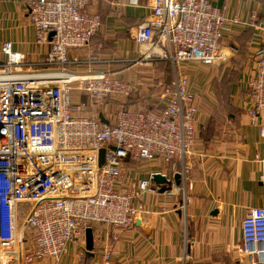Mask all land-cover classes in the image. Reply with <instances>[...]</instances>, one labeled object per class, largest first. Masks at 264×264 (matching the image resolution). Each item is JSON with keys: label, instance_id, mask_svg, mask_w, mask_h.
Listing matches in <instances>:
<instances>
[{"label": "built area", "instance_id": "1", "mask_svg": "<svg viewBox=\"0 0 264 264\" xmlns=\"http://www.w3.org/2000/svg\"><path fill=\"white\" fill-rule=\"evenodd\" d=\"M100 0H29L35 45L45 47L36 63L2 45L0 62V264L58 261L94 225L119 233L134 227L143 213L141 197L155 192L148 177L124 183L128 161L161 160L180 167L185 178L196 145L198 108L189 90L185 66L221 65L223 34L237 17L227 19V0H150V12L134 41L142 54L134 64L164 62L172 71L151 109L120 106L111 121L83 114L73 103V83L92 99L129 97L137 91L112 75L78 81L62 77L70 66L95 65L94 57L69 59L86 47L101 27L89 11ZM257 15H251L253 25ZM246 82L249 123L264 137V24ZM261 181L264 183V158ZM168 179V178H167ZM169 180V179H168ZM241 251L250 264H264V208L249 210L241 222ZM102 264H111L109 254Z\"/></svg>", "mask_w": 264, "mask_h": 264}, {"label": "crops", "instance_id": "2", "mask_svg": "<svg viewBox=\"0 0 264 264\" xmlns=\"http://www.w3.org/2000/svg\"><path fill=\"white\" fill-rule=\"evenodd\" d=\"M222 1L211 0V4L220 7ZM226 4L225 17L241 22L223 34L221 48L229 52V59L221 65L199 67L201 73L192 80L189 77V90L198 108L197 140L185 178L175 186L173 176L179 166L156 160L148 167L135 162L130 168L134 162L128 161L123 168L126 185L159 173L171 181V189L142 195L144 212L132 229L115 233L107 225H94L90 252L84 236L58 261L46 259L41 264H102L106 253L111 264H250L241 251V222L249 210L264 208L263 169L256 161L264 158V137L249 123L246 82L252 76L264 24V0H227ZM149 7L150 0H100L90 6V12L101 16V27L86 47L70 50L68 56L71 60L94 57L97 63L70 66L75 74L65 73V77L70 75L74 82L104 73L133 83L138 75H147L150 67L134 64L142 54L134 37ZM252 14L257 15L254 25ZM5 42L25 54L27 62L36 63L45 55L46 48L34 43L29 0H0V62L5 61L1 52ZM157 64L169 67L164 62ZM135 83L137 91L121 106L153 108L150 83ZM72 101L78 103L73 97Z\"/></svg>", "mask_w": 264, "mask_h": 264}, {"label": "rangeland", "instance_id": "3", "mask_svg": "<svg viewBox=\"0 0 264 264\" xmlns=\"http://www.w3.org/2000/svg\"><path fill=\"white\" fill-rule=\"evenodd\" d=\"M143 66V65H142ZM153 66V67H152ZM150 68L149 66H147L149 68V70H146V74L147 75H138L136 77L135 82L142 80L145 84H149L150 86L149 88L151 89V93H152V97L150 96L149 98L152 99V102H154L155 106L156 104L159 102V93H160V89H161V85L165 84L166 82H170L171 78H172V71L170 66H166L164 64H157L156 65H152ZM188 66H193V67H189ZM188 66H185V72L188 76V78L191 75V80L192 77L196 76L197 74L201 73V69H199V65H194V64H190ZM198 67V68H196ZM70 72H73L72 70L68 69ZM75 74V73H72ZM153 75V76H152ZM153 77V78H152ZM148 80H150V82H148ZM190 81V79H189ZM135 82L131 83V84H136ZM80 83L75 82L73 83V92H72V97L73 100L77 101L78 103H83L85 105L84 107V111L83 114L85 113V116H89L92 119L95 120H100V121H108L111 118H113V115L115 113V111L117 110V108H119V106L122 105L123 102H126V100H129L130 97H132L134 95L131 94L129 97H116V96H111L109 98L103 99V100H96V99H92L90 98L85 91H82L79 89ZM144 96H147L148 93H144ZM137 97V96H135ZM139 100V99H138ZM142 101H144V99H142ZM153 104V103H152ZM126 108V107H125ZM105 112H104V111ZM108 113V114H107ZM111 115V116H109ZM111 117V118H110ZM221 132L219 130L215 131V134L219 136ZM156 161H153V163ZM151 163V162H150ZM150 163H143V167H148L150 166ZM136 165V163H131L130 168L134 167ZM132 166V167H131Z\"/></svg>", "mask_w": 264, "mask_h": 264}, {"label": "water", "instance_id": "4", "mask_svg": "<svg viewBox=\"0 0 264 264\" xmlns=\"http://www.w3.org/2000/svg\"><path fill=\"white\" fill-rule=\"evenodd\" d=\"M149 181L154 185L160 186L159 189H154L158 193H164L166 191H169L172 186L171 181L168 180L167 177L159 173L152 174ZM173 183L175 186L180 185L181 175L179 173H176L173 176ZM85 248L88 252H90L93 248V233L90 228L85 231Z\"/></svg>", "mask_w": 264, "mask_h": 264}, {"label": "bare ground", "instance_id": "5", "mask_svg": "<svg viewBox=\"0 0 264 264\" xmlns=\"http://www.w3.org/2000/svg\"><path fill=\"white\" fill-rule=\"evenodd\" d=\"M69 76H70V75H68L67 77H65V73H62V77H65V78L70 79ZM89 78H92V77H89ZM89 78H86V79H89ZM76 79H78V78H76ZM83 80H85V79H83Z\"/></svg>", "mask_w": 264, "mask_h": 264}]
</instances>
